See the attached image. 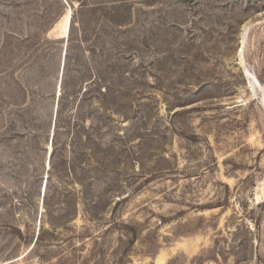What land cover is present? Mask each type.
<instances>
[{"label": "rangeland", "instance_id": "obj_1", "mask_svg": "<svg viewBox=\"0 0 264 264\" xmlns=\"http://www.w3.org/2000/svg\"><path fill=\"white\" fill-rule=\"evenodd\" d=\"M247 71L264 0H0V264H264Z\"/></svg>", "mask_w": 264, "mask_h": 264}, {"label": "bare ground", "instance_id": "obj_2", "mask_svg": "<svg viewBox=\"0 0 264 264\" xmlns=\"http://www.w3.org/2000/svg\"><path fill=\"white\" fill-rule=\"evenodd\" d=\"M241 51H242V49H241ZM247 77H248L250 84L253 83V85L256 84V85L261 86V87L264 86L263 84H261L258 81V79L255 76L251 75L249 71H247ZM262 106L264 108V87H263V92H262Z\"/></svg>", "mask_w": 264, "mask_h": 264}]
</instances>
